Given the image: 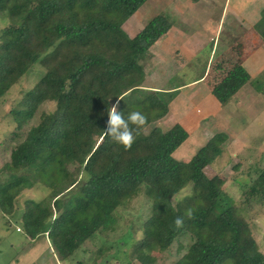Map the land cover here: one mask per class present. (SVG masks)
Returning a JSON list of instances; mask_svg holds the SVG:
<instances>
[{"label": "trees", "instance_id": "trees-1", "mask_svg": "<svg viewBox=\"0 0 264 264\" xmlns=\"http://www.w3.org/2000/svg\"><path fill=\"white\" fill-rule=\"evenodd\" d=\"M146 1L0 0L6 21L0 27V96L33 70L42 71L8 111L14 144L0 168L6 175L0 213L12 215L24 190L43 185L49 194L24 201L17 228L30 239L44 233L66 260L95 233L113 230L117 208L144 193L151 212L131 252L140 264H154L152 252L168 250L186 233L191 242L173 264H264L248 222L222 188L224 178L204 172L221 154L227 133L215 132L188 160L173 156L188 137L180 123L143 133L169 105L144 87L142 60L172 25L158 14L128 36L123 22ZM253 29L264 39V10ZM246 35L247 46L257 48ZM224 74L210 86L221 104L250 80L240 61ZM254 89L260 92L262 85ZM50 102L52 110L41 111L33 123ZM113 106L125 119L134 111L147 118L130 149L103 134ZM189 183L192 192L173 204ZM241 194L248 206L254 198L264 204V167ZM177 217L183 218L180 228Z\"/></svg>", "mask_w": 264, "mask_h": 264}, {"label": "rangeland", "instance_id": "rangeland-1", "mask_svg": "<svg viewBox=\"0 0 264 264\" xmlns=\"http://www.w3.org/2000/svg\"><path fill=\"white\" fill-rule=\"evenodd\" d=\"M188 1L195 0L171 2L170 0H147L122 24L128 36H132L153 16L163 14L175 24L176 30H181L180 35L163 38L152 45L142 60L145 70L144 87L157 90L167 101L170 109L163 118L146 127L143 133L149 132L153 126L166 129L176 122L180 123L187 130L188 137L173 152L177 160L191 158L215 132L227 133L228 140L222 146L221 154L204 168V172L207 176L218 173L224 178L223 190L237 205L239 212L250 226L259 250L264 253V204L254 198L248 206L241 194L242 190L247 189L252 183L256 172L264 167V41L255 32L249 31L246 35L248 38L252 37L258 45L262 43L259 49L252 51L251 46H247L248 41L244 43L242 31L247 29V26L240 23L245 21L251 26L252 20L232 19L228 28L230 31L227 34L230 40L232 39L228 54L224 55L222 52L226 47L224 40L216 42L217 49L212 55L209 51L210 46L197 54L195 45L196 43L202 45L201 41L205 36L201 35L203 27L199 25L196 27L201 29L199 34L202 39L199 41L194 34L189 35L194 20L189 26L182 21L180 7L183 5L187 7ZM5 23V20L0 19V27H3ZM192 28L195 26L192 25ZM198 29L195 28V30ZM223 32L227 33L226 29ZM221 39H223L222 36ZM167 44L168 49L164 46ZM195 53L196 55L193 56ZM214 54L216 57L219 55L218 61H212L210 78L205 84L193 87L195 90L175 89L199 77L205 70L208 57L213 58ZM240 56H243V59L239 60ZM237 61H240V64L251 74V79L248 80L243 91L238 96L235 94V98L227 104L219 103L210 93H208L210 98L207 100L208 88L210 89L212 84L218 82L226 71L237 64ZM40 72L42 71L39 68L33 70L14 84L3 97L0 96V168L9 161L10 150L14 144L11 133L15 130V122L8 111L15 106L24 91L32 87L39 78ZM260 85L262 90L257 92L254 87ZM198 88L202 91L201 97L198 96ZM52 108L51 102L43 104L33 123L37 121L41 111L52 110ZM5 179L6 175L0 173V182L3 183ZM191 192L192 184L189 183L172 198V203L175 204ZM48 194L49 190L38 184L32 189L24 190L17 197V209L12 215L6 216L0 213V264H140L131 257V252L133 244L142 236V223L151 212V199L148 196L142 193L126 207H118L115 211L117 219L113 230L95 233L71 257L61 260L44 233L30 239L23 231L16 230L17 227H22L20 214L24 201L26 199L40 200ZM190 242L191 238L186 233L178 237L168 250L152 252L154 264H173L185 252ZM99 250H101L100 253Z\"/></svg>", "mask_w": 264, "mask_h": 264}, {"label": "crops", "instance_id": "crops-1", "mask_svg": "<svg viewBox=\"0 0 264 264\" xmlns=\"http://www.w3.org/2000/svg\"><path fill=\"white\" fill-rule=\"evenodd\" d=\"M171 1H173V0H170V2ZM192 3H194V4H192ZM183 6L180 7V13H181L182 21L186 22L185 25L188 24V26H189L190 22L192 20H194V23L192 22L193 24L192 23L191 24L193 26H195L196 29H198L196 27L198 25L203 27V30L201 31V35L205 36L204 39H202L201 35L199 34L201 29L195 30V28H192V25H191V30L189 31V35L194 34L197 40L198 39H199V41L201 39L203 40V41H201L203 43L202 45H199V43H196V45H195L196 46L195 50L197 51V54L200 53L205 48L210 46L209 51H210V54L212 55V53L213 52L215 53V51L217 49L218 43L216 44V42H220V41L223 42V40H224V44L226 47L224 46L225 48H224V51H222V52H224V55H225V54H228V52L230 51V49H231L230 44L232 43V41H231L232 39L230 40V37H228V35H227L228 31H230L228 29L230 27V24H229L230 21L232 19H241V20L245 19L246 20L247 18L252 20V21H250V23H252L251 26H249L245 21L240 22V23L244 24V26H247V29H244V31H242L244 33L243 35H244V43H245V35L248 34L249 31H250V33H251V31H253V33H254V29H253L254 24L259 20L261 13L264 10V0H195L192 2L188 1L187 7H186V5L184 7ZM172 11H173V9H172ZM188 20H190V21L188 22ZM174 25L175 24L172 23L170 29L164 35H162L156 42L160 41L163 38H168L170 36L173 37V35H176V34L180 35L181 30H176L174 28ZM224 29H226L227 33L223 32ZM137 32H135L130 37H133ZM255 34H256V31H255ZM221 36L223 37V39H221ZM180 39H182L181 36H180ZM261 40L264 41V39H262V38H261ZM189 41H191L190 37H189ZM156 42L154 44H156ZM256 44H257V46H256L257 48H255L252 51H256L257 49H259L261 47L262 43L258 45V42H257V43H255V45ZM215 45H216V47H215ZM164 46L168 49L169 45L167 44ZM171 48H170V50H171ZM195 55H196V53L193 56H195ZM217 57L215 56V54H214L213 58H211V56L208 57V60H207L206 65H205V70L203 71V73L199 77L194 78L193 80H191L190 82H188L185 85L175 87V89L178 88V90L179 89L183 90L186 88H191V90H195V89H193V87H199V86H201L200 84H203V83L205 84L206 81L208 80L210 73H211L210 67H212V61L213 60L218 61ZM241 59H243V56L242 57L240 56L239 60H241ZM258 63H261V61H258ZM228 64H229V62L226 63V66ZM250 77H251V74H250ZM246 84H244L239 89V91L236 93L235 96H238V94L241 91H243V88H245ZM149 88L154 89L152 87H149ZM156 89H158V88H156ZM201 93H202V91H201V89H199V92H198L199 97L202 96ZM206 93H207L206 98H207V100H209L208 98H210V96L208 93L212 94L210 92L209 88H208V91ZM235 96H233L232 99L235 98ZM251 96L253 97V95H251ZM202 100H203V98H202ZM207 100H205V101H207ZM210 103H212V101H210ZM16 230H17V228H16Z\"/></svg>", "mask_w": 264, "mask_h": 264}, {"label": "clouds", "instance_id": "clouds-1", "mask_svg": "<svg viewBox=\"0 0 264 264\" xmlns=\"http://www.w3.org/2000/svg\"><path fill=\"white\" fill-rule=\"evenodd\" d=\"M147 123L146 116L138 111L129 113L128 118L113 106L108 110L107 128L103 132L105 137L121 145L125 149H130L135 142L136 133H138ZM175 227L183 226V218L177 217L174 221Z\"/></svg>", "mask_w": 264, "mask_h": 264}, {"label": "built area", "instance_id": "built-area-1", "mask_svg": "<svg viewBox=\"0 0 264 264\" xmlns=\"http://www.w3.org/2000/svg\"><path fill=\"white\" fill-rule=\"evenodd\" d=\"M17 230H19V229L17 228Z\"/></svg>", "mask_w": 264, "mask_h": 264}]
</instances>
